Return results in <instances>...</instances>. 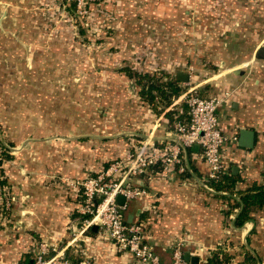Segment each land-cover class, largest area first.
<instances>
[{
    "label": "crops",
    "instance_id": "crops-1",
    "mask_svg": "<svg viewBox=\"0 0 264 264\" xmlns=\"http://www.w3.org/2000/svg\"><path fill=\"white\" fill-rule=\"evenodd\" d=\"M10 1L2 0L0 25L10 11ZM251 3V0H96L94 4L96 25L103 34L99 44L114 49V61L132 64L137 74L154 75L146 67L159 64L156 71L165 75L163 79L178 80L177 75L183 73L190 82L196 77L193 70L208 74L204 72L207 66L218 68L199 83L205 86L199 91L203 95L231 91L218 109L222 132L237 139L242 129L254 133L252 149L240 148L237 141L236 145L226 144L221 151L228 173L237 177L236 192L264 185V56L258 58L259 50L264 48V8L254 9ZM190 47L197 52L196 61L191 64L185 55ZM180 96L170 104L137 106L132 113L135 120L116 122L111 127V136L100 130L77 140L71 134L56 135L47 139L46 149L36 142L32 150L18 156L22 171L1 164L3 185L9 188L15 202L9 216L5 217L0 207V264H32L38 241L55 243L65 236L68 224L72 227L76 224L79 190L29 172L38 168L36 160L41 151L58 146L68 149L75 141H82L78 145L82 155L89 154L86 147L93 148L102 152L99 159H105L109 152L116 158L123 157L149 137L159 143L172 131L175 118L186 112ZM50 129L58 132L57 123H51ZM96 139L98 146L93 144ZM108 144L111 149L107 152ZM9 158L13 160L10 155ZM183 162V173L163 175L154 167L151 179L143 181L148 196L128 201L124 211L127 222L143 226L144 241L156 252L160 264H171L170 257L178 241L183 256L189 253L199 262L223 252L221 255L230 257L226 264H244L245 255H252L258 264H264V210H254L248 221L236 226L234 220L240 209L234 204L239 196L223 192L211 195L204 191L201 184L207 168L200 148L189 149ZM94 166L87 164L82 170H94ZM66 172L74 175L73 171ZM123 200L121 196L116 198L117 203ZM80 244L89 264H137L130 254L118 252L114 242L100 235L97 227ZM70 252L71 248L67 253Z\"/></svg>",
    "mask_w": 264,
    "mask_h": 264
},
{
    "label": "rangeland",
    "instance_id": "rangeland-1",
    "mask_svg": "<svg viewBox=\"0 0 264 264\" xmlns=\"http://www.w3.org/2000/svg\"><path fill=\"white\" fill-rule=\"evenodd\" d=\"M251 1L252 8H264V0ZM10 2V11L6 18L1 20L0 25L1 164L5 163L4 165L22 171L18 156L32 150L36 142L39 147L46 149L44 145L48 143L47 139L56 135L67 137L71 134V137L74 136L77 140V137L91 135L100 130L106 131L104 135L111 136L112 125L119 121L130 122L135 117L132 113L134 114L137 106H151L138 94L140 88L135 79L129 78L125 72L127 69L134 75L138 70L133 68L132 64L116 63L115 50L99 44L103 34L95 21L96 0L85 7L84 14H79L69 0ZM1 5L2 0L0 13L3 10ZM262 38L261 34L259 42ZM196 54V49L187 48V63L196 61ZM148 66L146 68L151 73L154 72L150 77L159 79L160 82L168 80L163 79L164 74H157L159 64ZM208 68L209 66L206 70L203 69L204 72L208 71V74H199L196 69L193 70L192 75L196 77L187 85L180 83L182 92L197 85L200 86L199 90L204 89L205 86L199 83L210 78L212 72L216 73L218 69L211 65ZM216 92L213 91V95ZM51 123H57L58 132L50 129ZM97 140L93 144L98 146L100 144ZM74 143L75 145L69 146L68 149L58 146L41 151L36 160L38 168H31L29 172L40 178L45 177L49 182L56 180V184L60 186L79 190L74 215L75 226L68 224L65 236L55 243L37 242V251L41 244L61 250L77 238V242L71 244V252L68 254L69 260L76 263L84 258L88 259L82 251L84 247L80 244L87 234L80 235L84 218L79 214L82 201L80 183L99 175L103 169L122 157L116 158L109 152L107 158L99 159L102 152L99 153L93 148L89 150L87 147L86 153L89 154L82 155L83 152L78 150L82 141ZM110 149L108 144L107 152ZM132 150L133 148H130L128 151ZM2 153L10 155L13 160H8ZM14 157H17V160ZM87 164L95 165L94 170H82ZM100 166L102 167L99 168ZM66 171H73L74 175ZM3 179L5 178H2L0 172V207L4 209L6 217L12 213L15 199L9 188L3 185ZM88 261L90 263L89 259Z\"/></svg>",
    "mask_w": 264,
    "mask_h": 264
},
{
    "label": "built area",
    "instance_id": "built-area-1",
    "mask_svg": "<svg viewBox=\"0 0 264 264\" xmlns=\"http://www.w3.org/2000/svg\"><path fill=\"white\" fill-rule=\"evenodd\" d=\"M69 1L79 14H84L85 7L95 0ZM198 88L189 87L181 94L180 100L186 106V120L177 121L163 141L156 143L151 137L145 139L99 175L80 183L82 201L79 214L84 216L81 236L97 227L100 235L114 242L118 252L130 254L137 264H160L156 252L144 241L143 226L139 222H127L124 211L128 201L148 196L143 181L151 179L154 167H159L163 175L183 173L184 155L193 146L200 148L207 168L202 188L211 195L218 193L212 183L228 173V165L221 151L226 144L236 145L238 141L236 136L225 135L219 124L218 109L231 93L205 97ZM118 196L124 198L121 205L116 202ZM75 242L77 238L61 250L48 244L39 245L32 259L33 264H89L86 258L76 263L69 260L67 251ZM181 246L178 243L173 249L171 264H191L184 260Z\"/></svg>",
    "mask_w": 264,
    "mask_h": 264
},
{
    "label": "trees",
    "instance_id": "trees-1",
    "mask_svg": "<svg viewBox=\"0 0 264 264\" xmlns=\"http://www.w3.org/2000/svg\"><path fill=\"white\" fill-rule=\"evenodd\" d=\"M125 72L129 78L135 79L136 85L140 88L138 94L142 98H144L146 102H148V105L154 103H160L163 105L170 104L173 99H176L183 93L179 81L175 78L160 82L159 79H153V77H150L147 74L142 75L136 73L134 75H131V72L127 69H125ZM186 117L187 116L185 112L181 117L175 118L174 124L177 121L186 120ZM2 154V156H4L5 158H9L8 154ZM158 170H160L159 167H157V171ZM236 179L237 177L229 172L222 175L217 181L213 182L212 185L214 187V190L218 193L223 192L228 193L230 196L236 194L239 196L238 203L234 204V206L239 208L240 211L234 220V224L236 226H242L246 221L250 219L249 214L254 210H264V185H254L250 190L244 192H236L234 190ZM218 197L225 198L224 196ZM222 253L223 252H218V254L216 253L210 258L205 259L204 264H226L230 260V257H228V255H225V253L221 255ZM219 255H221L222 258ZM244 264H258V261L252 255H245Z\"/></svg>",
    "mask_w": 264,
    "mask_h": 264
},
{
    "label": "water",
    "instance_id": "water-1",
    "mask_svg": "<svg viewBox=\"0 0 264 264\" xmlns=\"http://www.w3.org/2000/svg\"><path fill=\"white\" fill-rule=\"evenodd\" d=\"M264 56V48H261L259 50L258 58H262ZM237 73V71H235ZM178 81L181 83L187 82V75L183 73H179L177 75ZM254 145V133L250 130L242 129L239 131V137H238V146L240 148L245 149H252ZM124 200L121 203H117L119 205L123 204ZM96 227H93L95 229ZM184 260L191 264H198L199 260L197 257L190 256L189 253L184 254ZM29 262V261H28ZM31 262V261H30ZM32 263V262H31Z\"/></svg>",
    "mask_w": 264,
    "mask_h": 264
}]
</instances>
